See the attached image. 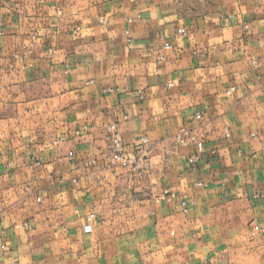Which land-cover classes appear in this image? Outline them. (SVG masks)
Segmentation results:
<instances>
[{
	"label": "crops",
	"instance_id": "obj_1",
	"mask_svg": "<svg viewBox=\"0 0 264 264\" xmlns=\"http://www.w3.org/2000/svg\"><path fill=\"white\" fill-rule=\"evenodd\" d=\"M0 264H264V0H0Z\"/></svg>",
	"mask_w": 264,
	"mask_h": 264
},
{
	"label": "built area",
	"instance_id": "obj_2",
	"mask_svg": "<svg viewBox=\"0 0 264 264\" xmlns=\"http://www.w3.org/2000/svg\"><path fill=\"white\" fill-rule=\"evenodd\" d=\"M232 18L233 15H230ZM102 20L105 21L106 18L102 17ZM245 28L248 29L249 26L245 25ZM181 33L186 34L185 29L180 30ZM165 48H171V44L166 43ZM159 60L165 59V53H159ZM256 63V61H254ZM172 86L173 83H170ZM232 87L228 90V93L234 91ZM197 119H202L203 114L201 112L196 113ZM84 131L88 130V126L83 127ZM106 132L108 136V143L106 149V157L110 165L128 168L131 173L139 176H146L153 170V163L150 156V138L147 135L141 136L138 139H135L132 142H126L121 135V132L118 129L117 123H110L106 126ZM77 134H81V130L77 131ZM225 138L231 137V131L229 127L224 128ZM202 136L194 134V132L187 128L183 127L180 129L176 135V144L181 146H187L190 144H195L197 146L196 152L189 155L185 158L188 162L196 163L200 159V155L205 152V146L202 140ZM215 152V150H213ZM172 197L176 198L175 194H172ZM166 198V195H161L157 202H161ZM184 206V211L187 212V203L186 201L182 202ZM92 217V216H91ZM86 231H92V225L88 224L85 226Z\"/></svg>",
	"mask_w": 264,
	"mask_h": 264
}]
</instances>
